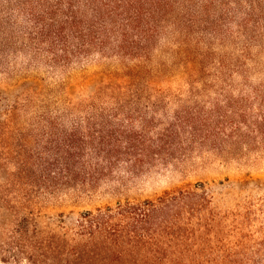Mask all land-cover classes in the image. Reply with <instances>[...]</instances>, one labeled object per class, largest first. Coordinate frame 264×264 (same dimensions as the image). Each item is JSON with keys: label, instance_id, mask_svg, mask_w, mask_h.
Instances as JSON below:
<instances>
[{"label": "trees", "instance_id": "1", "mask_svg": "<svg viewBox=\"0 0 264 264\" xmlns=\"http://www.w3.org/2000/svg\"><path fill=\"white\" fill-rule=\"evenodd\" d=\"M260 142L264 0H0V264H231L203 186L42 211Z\"/></svg>", "mask_w": 264, "mask_h": 264}, {"label": "rangeland", "instance_id": "2", "mask_svg": "<svg viewBox=\"0 0 264 264\" xmlns=\"http://www.w3.org/2000/svg\"><path fill=\"white\" fill-rule=\"evenodd\" d=\"M98 72L99 67L93 66L89 74ZM81 82L84 81L76 80L75 86L84 84ZM257 82L254 78L251 87ZM240 89L232 91L240 94ZM243 91L249 94L252 88ZM206 105L210 106L209 102ZM254 107L258 108V104ZM116 186H102L77 201L48 204L42 212L52 223L72 226L82 213L97 208L203 186L199 192L215 198L222 215L227 216L228 227L221 242L223 255L215 253L213 258L226 259L231 264H264V142L246 145L232 155H198L184 164L130 181L125 190L119 191L120 186Z\"/></svg>", "mask_w": 264, "mask_h": 264}]
</instances>
